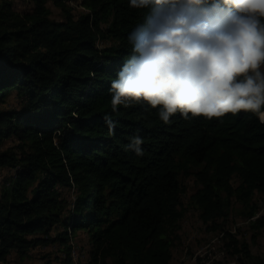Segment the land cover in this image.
Instances as JSON below:
<instances>
[{"label": "trees", "instance_id": "16d2710c", "mask_svg": "<svg viewBox=\"0 0 264 264\" xmlns=\"http://www.w3.org/2000/svg\"><path fill=\"white\" fill-rule=\"evenodd\" d=\"M26 1L24 12L0 1V105L12 94L19 102L0 110V140L18 142L0 152V168L13 170L0 193V264L11 252L26 257L48 245H59L72 264L78 232L88 236L92 264H171L189 177L199 186L190 203L203 224L222 231L240 264H264L223 223L233 201L256 217L264 116L177 113L165 123L144 101L114 111L111 83L132 54L127 35L147 10L129 0H76L75 14L68 0ZM137 135L140 156L128 147ZM251 225L263 227L264 218Z\"/></svg>", "mask_w": 264, "mask_h": 264}, {"label": "clouds", "instance_id": "9594fccd", "mask_svg": "<svg viewBox=\"0 0 264 264\" xmlns=\"http://www.w3.org/2000/svg\"><path fill=\"white\" fill-rule=\"evenodd\" d=\"M147 10L127 35L132 54L111 83L113 110L127 102L183 117L264 116V0H129ZM110 131L115 128L105 115ZM143 139L128 147L143 155Z\"/></svg>", "mask_w": 264, "mask_h": 264}, {"label": "rangeland", "instance_id": "374dc122", "mask_svg": "<svg viewBox=\"0 0 264 264\" xmlns=\"http://www.w3.org/2000/svg\"><path fill=\"white\" fill-rule=\"evenodd\" d=\"M2 1V0H0ZM12 2L13 7L18 12H24L30 8L26 0H7ZM70 3V4H69ZM67 6L75 14L81 10L78 8L76 0H68ZM51 9V16L55 20L62 19V12L51 2H48ZM83 11V10H82ZM19 102L14 94L10 95L6 102L0 105V110H10L18 108ZM14 137L2 138L0 140V152L17 145ZM13 170L10 168H0V193L3 185L11 177ZM236 184V179L233 180ZM185 193L181 197V207L183 217L179 222V227L175 235L174 247L171 253V264H240L236 255L226 249L222 231L211 230L208 225L203 224L199 211L190 203V198L199 187L193 177L183 179ZM68 199H72L67 194ZM252 205L256 208V217L264 218V193H256L252 199ZM248 207L233 201L227 220L223 221L225 229L236 235L241 242L249 245L250 251L257 257L264 258V226L253 228L251 222L255 219H248L246 214ZM69 230V229H68ZM71 236V235H70ZM72 249L70 256L72 264H92L90 262L91 245L86 233H77L72 236ZM66 256L60 250L59 245L38 246L30 250L26 257L19 256L16 252H11L7 257L6 264H65ZM5 264V263H4Z\"/></svg>", "mask_w": 264, "mask_h": 264}, {"label": "bare ground", "instance_id": "6f19581e", "mask_svg": "<svg viewBox=\"0 0 264 264\" xmlns=\"http://www.w3.org/2000/svg\"><path fill=\"white\" fill-rule=\"evenodd\" d=\"M79 1H81V0H79ZM70 4V3H69ZM70 244H71V246H72V242H70Z\"/></svg>", "mask_w": 264, "mask_h": 264}, {"label": "crops", "instance_id": "0c3cea01", "mask_svg": "<svg viewBox=\"0 0 264 264\" xmlns=\"http://www.w3.org/2000/svg\"><path fill=\"white\" fill-rule=\"evenodd\" d=\"M78 233H81V232H78Z\"/></svg>", "mask_w": 264, "mask_h": 264}, {"label": "built area", "instance_id": "2783aa9c", "mask_svg": "<svg viewBox=\"0 0 264 264\" xmlns=\"http://www.w3.org/2000/svg\"><path fill=\"white\" fill-rule=\"evenodd\" d=\"M79 1V0H78Z\"/></svg>", "mask_w": 264, "mask_h": 264}]
</instances>
